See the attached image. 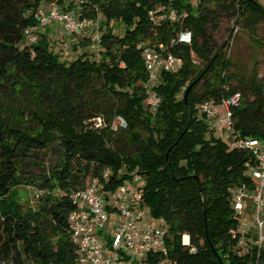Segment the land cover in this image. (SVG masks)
<instances>
[{"label": "trees", "instance_id": "trees-1", "mask_svg": "<svg viewBox=\"0 0 264 264\" xmlns=\"http://www.w3.org/2000/svg\"><path fill=\"white\" fill-rule=\"evenodd\" d=\"M49 3L98 20L100 43L89 33L75 36L85 43L72 46L70 61L54 49L46 30L28 45L23 33L37 25L30 11ZM159 7L185 13L183 22L153 24L149 12ZM224 18L237 27L242 22L258 42L264 5L0 0V264H77L70 240L72 196L105 170L112 173V188L141 176L143 205L168 226L167 254L148 255V264H264V246L258 249L252 231L245 247L230 235L239 225L230 189L252 185L245 167L251 156L231 150L196 111L206 101L239 95L234 133L264 144V76L254 70L236 80L230 72L226 49L234 28L219 46L212 36ZM112 22L122 25L121 35ZM183 29L192 33L190 45L176 43ZM140 43L163 44L181 68L162 72L158 85L149 87ZM149 92L160 100L155 111L145 108ZM116 116L125 119V130L111 129ZM51 154L54 159H47ZM21 187L35 190L34 206L20 204Z\"/></svg>", "mask_w": 264, "mask_h": 264}, {"label": "built area", "instance_id": "built-area-1", "mask_svg": "<svg viewBox=\"0 0 264 264\" xmlns=\"http://www.w3.org/2000/svg\"><path fill=\"white\" fill-rule=\"evenodd\" d=\"M30 13H33L37 25L23 33L28 45L37 42L41 31L56 25L73 36L89 33L96 45L100 43L98 20L80 18L76 12L64 10L55 3ZM184 14L159 7L149 12V18L153 24L165 21L181 24ZM176 43L190 45L192 33L187 29L181 30ZM138 48L142 51L149 87L158 85L162 72L173 73L181 68L182 61L168 53L163 44L140 43ZM145 104L155 111L160 100L154 92H149ZM239 104L240 97L235 95L219 102L201 103L196 111L210 132L228 137L231 150L246 151L251 156L245 167L252 185L243 184L230 189L234 215L239 220L237 229L231 230L230 235L240 238L239 246L245 247L247 234L252 231L260 250L264 246V144L234 133L232 109ZM126 128L125 119L116 116L111 129L122 131ZM111 174L110 170H105L100 178L89 180L85 189L72 196L74 209L69 215L70 240L77 249V264H148V255L165 256L168 252V226L164 220L153 218L143 205L144 179L134 175L112 188Z\"/></svg>", "mask_w": 264, "mask_h": 264}, {"label": "rangeland", "instance_id": "rangeland-1", "mask_svg": "<svg viewBox=\"0 0 264 264\" xmlns=\"http://www.w3.org/2000/svg\"><path fill=\"white\" fill-rule=\"evenodd\" d=\"M189 1L192 5H196L199 0ZM258 1L261 3V5H264V0ZM111 25L118 35L123 33L124 28L122 25H119L116 22H112ZM237 25L239 29L237 32H235L236 28H238L235 24V21L233 19L224 18L220 22L219 29L212 35L216 45L219 46L227 39L230 30L234 28L233 35L230 38L228 47L226 49V54L233 63V67L230 69V72L236 75V80L248 79V77L251 75V72L254 70L258 74V77L264 76V46L258 43H264V22L260 23L256 28V39L258 42H254L250 38V35L243 28L242 22H239ZM52 27L53 26L49 27L47 30H51ZM58 35H60V33ZM49 39L53 44L54 49L61 54L62 59L70 61L75 58L72 51L73 48L70 44H66L67 42H62L58 39ZM77 40H83L85 43L83 36L78 37ZM236 80L232 81L233 85L236 84ZM145 108L147 109L148 107L146 106ZM226 139H228L227 136ZM53 157L54 155L51 154L47 159L52 160L54 159ZM17 193L20 196V204L23 207L26 208L28 206L35 205L37 197L33 188L21 187L17 189ZM252 213L253 208L251 210V214Z\"/></svg>", "mask_w": 264, "mask_h": 264}, {"label": "crops", "instance_id": "crops-1", "mask_svg": "<svg viewBox=\"0 0 264 264\" xmlns=\"http://www.w3.org/2000/svg\"><path fill=\"white\" fill-rule=\"evenodd\" d=\"M48 29V28H47ZM46 30V34L48 36V38H51V39H58V40H61L62 42H67L66 44H70L71 46H73L74 44H77L79 41L77 40V37H73V36H70L69 34H67L65 31H63V29L60 27V26H53L51 28V30L49 29V31ZM60 33V35H58ZM188 238V237H187ZM189 241V240H188Z\"/></svg>", "mask_w": 264, "mask_h": 264}, {"label": "bare ground", "instance_id": "bare-ground-1", "mask_svg": "<svg viewBox=\"0 0 264 264\" xmlns=\"http://www.w3.org/2000/svg\"><path fill=\"white\" fill-rule=\"evenodd\" d=\"M183 243H184V244H187V243H188V238H187V236H184V237H183Z\"/></svg>", "mask_w": 264, "mask_h": 264}]
</instances>
